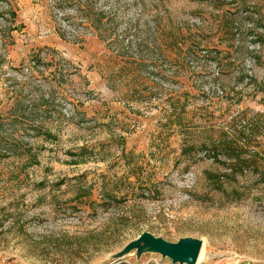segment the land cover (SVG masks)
Instances as JSON below:
<instances>
[{"label":"rangeland","instance_id":"1","mask_svg":"<svg viewBox=\"0 0 264 264\" xmlns=\"http://www.w3.org/2000/svg\"><path fill=\"white\" fill-rule=\"evenodd\" d=\"M10 2L0 264H182L114 255L144 230L202 238L195 264H264V0ZM241 116L255 141L237 196L205 172Z\"/></svg>","mask_w":264,"mask_h":264},{"label":"trees","instance_id":"2","mask_svg":"<svg viewBox=\"0 0 264 264\" xmlns=\"http://www.w3.org/2000/svg\"><path fill=\"white\" fill-rule=\"evenodd\" d=\"M85 1L90 4L92 3V0ZM8 3L9 13L16 15V10L12 8L10 0H8ZM102 17L100 16L97 20L100 21ZM237 120L239 123L233 122L234 124L231 126L227 125L226 127L219 124L214 130L215 134L212 136L208 146H210L214 153L212 156L218 158L219 155H224V158L220 159L224 165V169L222 171L208 169L205 173L213 187L225 191L231 187L233 193L237 196H242L244 186L239 184L240 181L238 184L235 181L239 179V175H245L247 167L251 165L249 158L251 154H247L246 151L249 150L248 147L251 142L255 141L250 137L251 134H255V129L253 128L254 123L252 120H246L242 116L241 118L238 117ZM204 145L207 146L205 143ZM252 164L259 165V160H254Z\"/></svg>","mask_w":264,"mask_h":264},{"label":"water","instance_id":"3","mask_svg":"<svg viewBox=\"0 0 264 264\" xmlns=\"http://www.w3.org/2000/svg\"><path fill=\"white\" fill-rule=\"evenodd\" d=\"M203 246V239L198 236L185 235L177 240H170L162 235H156L149 230L142 231L139 235L129 240L114 255L121 257L134 250L160 252L168 256L173 262L195 264Z\"/></svg>","mask_w":264,"mask_h":264}]
</instances>
